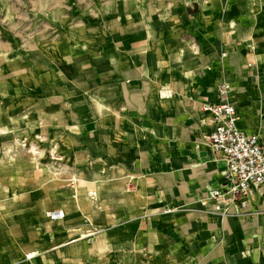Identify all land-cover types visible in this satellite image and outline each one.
Returning <instances> with one entry per match:
<instances>
[{
	"label": "rangeland",
	"instance_id": "1",
	"mask_svg": "<svg viewBox=\"0 0 264 264\" xmlns=\"http://www.w3.org/2000/svg\"><path fill=\"white\" fill-rule=\"evenodd\" d=\"M246 1L250 10L235 13L234 18L240 22H229L231 13L225 10L226 6H220L223 0H0V66L2 61L10 65L9 71H0V100L44 101L42 108H26L25 138L14 139L18 124L11 121L10 138L0 140V178L8 187L4 205L13 209L8 218L3 216L0 263L144 264L149 251L141 245L119 247L129 243L126 234L135 221L123 217L126 214L121 213L117 201L131 203L149 198L148 194L139 193V185L151 188L148 191L159 190L150 184L149 171L129 176L111 162L122 140L82 139L81 125L67 122L60 107L68 100L66 80L62 82L61 76L51 73L50 66L45 71L28 59L36 57L44 63L43 58L54 56L67 34L76 39L95 27L92 31L100 37V31H105L100 27L110 21L108 30L116 35L121 20L134 19V34L139 42L134 50L146 57L153 70L151 76L141 75L137 81L142 78L149 87H155L157 70L162 66V47L169 58V72L176 75V80L185 64L195 57L201 62L197 80L214 81L226 64L221 55L234 45L239 30L255 26L264 17L257 7L258 0ZM121 7L125 14L119 11ZM120 13L124 15L119 17ZM257 30L264 35L260 27ZM146 37L147 44L142 45L140 42ZM211 45L218 46L217 58L206 52ZM114 47L112 53L127 50L116 43ZM254 48L252 45L248 52L253 53ZM19 58H26L23 72L28 74H18L13 63ZM242 70V77H251V67ZM223 81L215 84L213 92L201 90L200 98L214 97ZM74 87L81 92L84 85L75 83ZM101 87L98 84L93 89ZM170 93L182 97L177 81L171 82ZM196 96L189 97L194 110L198 105ZM241 97V125L264 135V104L250 109L252 106L244 103L242 94ZM34 110L42 111L44 116L36 126ZM51 111V115L44 114ZM148 143L153 147L156 141ZM33 147L39 155H34ZM85 169L97 176L83 173ZM143 177L147 183L140 184L139 178ZM81 179L86 183L81 185ZM55 209H65L66 217L50 220L48 213ZM31 253L35 255L30 259Z\"/></svg>",
	"mask_w": 264,
	"mask_h": 264
},
{
	"label": "crops",
	"instance_id": "2",
	"mask_svg": "<svg viewBox=\"0 0 264 264\" xmlns=\"http://www.w3.org/2000/svg\"><path fill=\"white\" fill-rule=\"evenodd\" d=\"M258 1L257 7L264 13V0ZM220 6H226L225 10L231 13L229 22H238L240 19L234 18L235 13L249 11L248 6L251 5L246 0H223ZM119 11L125 14L124 7ZM121 13L119 17L124 15ZM262 17L255 26L239 30V36L231 46L233 51L228 49L221 55L226 64H223V73L214 81L197 80L201 62L198 63L195 57L185 64L176 80V75L169 72V58L164 47L155 87H149L142 78L137 81L141 75L151 76L153 70L146 57L139 56L138 49L134 50L139 44L134 34V19L121 20L116 35L108 30L110 21L100 27L105 28V31H100V37H97V31H92L95 27L87 29V33L76 39L67 34L66 41L53 53L54 56L43 58L44 63L36 57L28 59L35 66H42V70L54 71L63 78L62 82L66 80L68 100L64 107H60L65 111L67 122L81 125L82 139L122 140L116 146L115 160L111 162L129 176H141L149 171L150 184L159 188L149 192L151 188L139 185V193L148 194L149 198L144 201L134 199L131 203L117 201L121 205V213L126 214L123 217L135 221L126 234L129 243L119 247L131 249L133 244L139 248L141 245L149 251L144 264H264L262 199L248 204L241 215L226 217L202 204L210 191L222 183V171L226 166L224 162L216 161L211 149L202 143L203 137L212 133L213 125L212 115L200 109L202 104L219 103L218 87L214 97H207L209 100L200 98L201 90L213 92L215 84L221 80L228 82L233 87L231 98L239 115V129L248 134L258 133L264 145L263 133L246 130L240 121L243 109L241 94L244 103L252 106L250 109L264 104V35L257 30L258 27L264 30ZM161 36H166L164 29ZM147 39L149 37L140 43L147 44ZM115 43L127 50L112 53ZM252 45L254 52L249 53ZM217 48V45H211L206 52H212V56L217 58ZM253 54L256 55V64L250 59ZM240 62L243 68L251 67V77H242L244 71ZM13 65L17 66L19 75L28 74L23 72L26 58L17 59ZM0 67L2 73L10 69L4 61ZM256 67L259 71L257 80L253 77ZM176 81L183 94L180 98L170 96V84ZM75 83L84 85L81 92L74 87ZM98 84L103 87L94 91L93 87ZM90 93L93 95L89 100ZM195 94L197 110L189 102V97ZM42 103L44 101L1 99L0 140L10 138L11 121L18 124L17 131L13 132L14 139L25 138V110L27 107L42 108ZM33 116L35 126L44 118L39 110H34ZM154 140L156 144L151 147L148 142L154 143ZM93 151L96 152L94 147ZM146 181L144 177L139 178L140 184ZM7 189L0 178V230L4 228V217L8 218L13 212L9 205H4ZM168 210L173 211L169 213Z\"/></svg>",
	"mask_w": 264,
	"mask_h": 264
},
{
	"label": "built area",
	"instance_id": "3",
	"mask_svg": "<svg viewBox=\"0 0 264 264\" xmlns=\"http://www.w3.org/2000/svg\"><path fill=\"white\" fill-rule=\"evenodd\" d=\"M232 91L231 84L223 82L217 89L219 103L200 107L201 111L212 115L213 125L212 133L203 137L202 143L211 149L216 161L226 166L222 183L210 191L202 204L223 217L241 215L248 204L259 199L264 201V145L258 133L248 134L239 129ZM48 217L59 221L65 214L55 210L48 213Z\"/></svg>",
	"mask_w": 264,
	"mask_h": 264
},
{
	"label": "bare ground",
	"instance_id": "4",
	"mask_svg": "<svg viewBox=\"0 0 264 264\" xmlns=\"http://www.w3.org/2000/svg\"><path fill=\"white\" fill-rule=\"evenodd\" d=\"M250 59H251L252 61H254L255 64H256V55H254V54L251 55V56H250ZM253 72H254V75H255V76H253V77H254L256 80L259 79V77H258V76H259V71H258V68H257V67L254 69ZM99 105H101V104H99ZM32 151H33L34 155H39V154H40V152H38V150H37L35 147H33ZM85 172L91 173L92 178L97 176V174L94 173V171H92L91 169H85L83 173H85ZM80 183H81V185H83V184H85L86 182L84 181V179H81V180H80ZM164 194H165V193H163V195H164ZM62 211H63L64 214H65V209H62ZM34 255H35L34 253H31V254L28 256V258L31 259Z\"/></svg>",
	"mask_w": 264,
	"mask_h": 264
}]
</instances>
